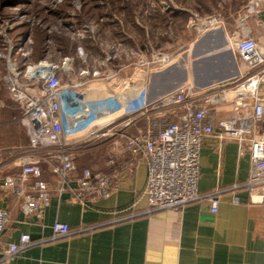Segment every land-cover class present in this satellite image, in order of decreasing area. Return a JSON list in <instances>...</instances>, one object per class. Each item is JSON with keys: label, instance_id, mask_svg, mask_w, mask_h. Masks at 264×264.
I'll return each instance as SVG.
<instances>
[{"label": "crops", "instance_id": "1", "mask_svg": "<svg viewBox=\"0 0 264 264\" xmlns=\"http://www.w3.org/2000/svg\"><path fill=\"white\" fill-rule=\"evenodd\" d=\"M236 2L237 8L230 11L229 17L222 19L224 24L220 28L223 29L197 31L192 38V31L186 24L188 19H184L183 25L187 28L183 32L184 56L187 57L181 65L171 66V73L177 70L181 81L192 82L199 87L246 73L240 57L233 50V43L250 37L264 49V1L259 11L245 21L240 16L244 2ZM176 11L179 12L177 15ZM180 17L186 18V11H171L172 21ZM81 32H78L79 36ZM92 33L96 39L97 34ZM217 34L221 38L219 41L216 40ZM122 39L121 32L119 38L103 42L99 50L85 51L79 47L77 55L54 63L61 66L58 67L63 70L65 83L74 87L96 112L99 126L123 121L127 106L142 98L145 90L149 92L153 79L143 70L128 71L123 62H113L108 54L109 47L119 40L123 42ZM23 49L20 47L9 57L18 71H24L31 65L26 61L30 51L22 53ZM221 50L228 57L216 59ZM84 53L83 59L81 55ZM101 61L107 63L106 68L109 69L110 82L104 84L99 82L102 80L89 77L92 64ZM224 62L230 65L227 70L217 66ZM114 68H119V71H112ZM1 69L3 74L11 75L7 61ZM60 69L56 71L58 77ZM2 83L0 183L5 177L20 173L25 162L39 161L41 178L48 183L51 193L50 203L41 217L37 213L27 216L20 200L0 187V209L11 211V221L2 234V241L18 244L22 234L30 235L33 240L28 250L9 258L4 264H264V204L252 203L248 193L239 194V204L233 203L229 195L224 196L217 213H212L209 205L198 203L147 213L148 199L144 191L148 167L145 161L140 160L132 173L122 172L117 190L109 197L82 202L73 199L72 193L60 194L57 191L58 177L52 171L60 163L58 148L32 146L27 129L18 122L19 106L9 95L8 82L3 78ZM144 126L145 122L139 121L126 133L137 134ZM90 132L74 136L76 141L72 137H64L67 149L77 155L80 173L90 168L93 172L110 174L120 168L112 165L111 159L121 163L133 161L125 153L124 137L89 138ZM200 172L198 187L201 192L230 185L249 176V156L239 157V145L234 140L220 142L216 137L205 138ZM72 186L77 187V184L72 182ZM56 222L67 224L70 234L54 239L52 231Z\"/></svg>", "mask_w": 264, "mask_h": 264}, {"label": "built area", "instance_id": "2", "mask_svg": "<svg viewBox=\"0 0 264 264\" xmlns=\"http://www.w3.org/2000/svg\"><path fill=\"white\" fill-rule=\"evenodd\" d=\"M263 1L249 0L240 13L241 20L259 11ZM196 18H191V23H196ZM198 21V32L224 24L218 18ZM233 50L240 57L245 74L207 87L186 82L154 100H148L145 90L142 98L127 106L123 121L106 126H99L91 107L74 87L62 84L56 72L59 67L45 61L27 66L24 72L8 62L9 95L19 106L18 122L27 129L32 146L58 148L60 163L52 171L58 177L60 194L72 193L73 199L82 202L109 197L117 190L122 172L132 173L143 160L148 167L144 191L147 213L197 203L207 204L212 213H217L224 196L229 195L233 203L239 204L242 192L248 193L252 203L264 204V49L253 38L243 37L233 43ZM169 61V57L158 53L153 60L165 66ZM139 121L145 122L143 129L133 135L126 133ZM88 131H91L89 138L124 137L125 153L133 161L121 163L111 159L110 163L120 168L110 174L93 172L90 168L80 173L77 155L67 149L64 137ZM210 137L220 142L236 141L239 157L249 156L250 174L230 185L201 192L198 187L201 150L204 139ZM41 176L39 161H28L20 173L5 177L0 187L20 200L27 216L37 213L41 217L51 195L50 186ZM10 221L11 211L0 209V264L21 255L33 244L28 234H22L18 244L4 243L2 234ZM52 232L54 239H59L68 236L71 230L67 224L56 222Z\"/></svg>", "mask_w": 264, "mask_h": 264}, {"label": "rangeland", "instance_id": "3", "mask_svg": "<svg viewBox=\"0 0 264 264\" xmlns=\"http://www.w3.org/2000/svg\"><path fill=\"white\" fill-rule=\"evenodd\" d=\"M39 1L43 4L53 2V0H39ZM101 1L108 2L107 0H101ZM135 1L139 3L137 9H135V12L132 14L133 21L136 22V24L132 23V25L128 26L126 24V19L121 15L114 16L111 18V20H113L118 24V27H116V29L117 31L122 32L124 38L122 39L123 42L119 40L118 43L112 44V46L109 47L111 48V50H108V54H110L109 56L113 58V62L115 64L117 63V61L123 62L122 65H124L128 71L135 70L137 68L145 71L146 73H148V75L150 74L151 76H153L151 85L148 89L149 92L147 91L148 100L157 99L160 96H163L171 92L172 90H175L184 83V81H181L180 78L181 75L179 71L176 70L174 71V73H171V66L181 65L184 62L185 58L187 57L186 55L184 56L186 49L184 47L185 38L183 37L184 36L183 32L187 30V28H184L183 25L185 24L184 19H188L186 24L189 27V29L192 31V36H193L192 38H195V36L198 33L197 32L198 31L197 28L199 24L198 20L211 19V18H218L222 20L223 18H225V16L229 17L230 11L233 10L234 8H237L236 5L238 4L236 0L234 1L231 0H135ZM248 1L249 0H243L244 6L246 5V3H248ZM74 5L77 10H80L82 7L79 0H75ZM146 8L147 11H145ZM23 9L25 8L22 7V8L13 9L12 14H14V17L12 19L7 21H0V38H2L8 44L7 48L3 47V50L2 48L0 49V86L3 85L2 83L3 78L5 81H8V78H10V74L8 73L3 74L1 66L3 65L5 66V61L12 63L13 66L15 65V62H13L12 60L11 62L9 61L10 54L12 55L13 47L11 41L9 40L8 30L10 31V29H12L14 26L23 23L24 21L22 16L23 14L22 12H24ZM173 9H177L182 13L186 11L187 17L186 18L180 17L173 21L171 20V15L169 16V18H166L165 14H168V12L173 11ZM142 13H144L145 19L151 20L153 18L152 20L154 22V25H152L151 23L152 27L150 25H147V23L143 21ZM195 16H197L196 18L197 22L191 23V18ZM92 21L93 22L83 21V23L81 24V29H85V30H83L84 33L81 32L82 35L80 34L79 36V33L74 34L73 32L72 35L75 38V40H78L85 35L88 36L93 34L92 31L98 34L102 30L100 23H97L94 20ZM56 23L58 28H60L59 26L60 24L58 22ZM56 23L55 24L49 23V25L53 26L51 27L53 30L56 28ZM73 23H77V18H73ZM134 25L138 29L140 30L142 29L143 34L135 30V28H133ZM69 29L72 28L70 27ZM220 39H221L220 35L217 34L216 40L219 41ZM30 44L31 41H27L25 44H23L21 46V49L22 48L25 49H23L21 52L22 53L26 52V50L30 51L31 50ZM219 45L221 46L222 44L220 43ZM224 45H228V44L225 43ZM156 53L160 54L161 57L162 56L169 57L170 59L169 65L165 66L160 62H156V63L153 62ZM226 55L227 54L222 52L221 50L219 51V54H217L216 59L222 57H228V55L227 56ZM81 56L84 59L86 55L84 53V55ZM171 58L173 59L172 64H171ZM227 63L226 62L218 63L217 66L220 68H225L224 70H227L228 66L230 67V65H228ZM52 64L54 65V63ZM92 65L93 66L90 67L89 69L90 78L102 80L99 82L100 83L103 82V84L110 82L108 81L110 80V78L108 74L109 69L106 68L108 67L107 63L105 64H103V62L93 63ZM13 66H10L11 69ZM29 66H35V65H29ZM114 69L112 71L114 72L119 71V68H114ZM24 71L22 70V72ZM62 74H63V70L61 68L59 71V75H60L59 77L62 81V84L65 86H70L68 83H65L64 79H62L63 77ZM79 96L82 98L81 95ZM94 113L96 114L95 111ZM71 139H74V141H76L75 137H72Z\"/></svg>", "mask_w": 264, "mask_h": 264}, {"label": "trees", "instance_id": "4", "mask_svg": "<svg viewBox=\"0 0 264 264\" xmlns=\"http://www.w3.org/2000/svg\"><path fill=\"white\" fill-rule=\"evenodd\" d=\"M79 1L82 5L80 10L76 9L75 0H53V2L47 4H43L39 0H0V21L12 19L14 17V14H12L13 9L25 8L22 12L23 23L14 26L10 31L8 30L13 54L27 41H31L30 56L26 59L27 62L31 65H36L42 61L56 63L64 57L77 55L79 47H83L85 51L90 49L99 50L103 42L119 38L121 32L116 29L118 24L111 20L114 16L121 15L124 17L128 26L132 23L136 24L133 21L132 14L139 3L135 0ZM145 11H147V8ZM177 13L179 12L176 11L175 15ZM170 15L171 12H168L165 17L169 18ZM142 16L147 25L151 27L154 25L153 18L151 20L145 19L144 13H142ZM73 18H77V23H73ZM92 20L100 23L102 27V30L97 34V38L94 39L92 35H85L86 38L75 40L72 35L73 32L75 34L85 30L81 29L83 21L93 22ZM56 22L60 24V28H58ZM49 23H56V28L53 30L51 28L53 26ZM70 27L72 29H69ZM133 28L143 34L142 29H138L135 25ZM3 47L7 48L8 44L0 38V49L3 50Z\"/></svg>", "mask_w": 264, "mask_h": 264}, {"label": "bare ground", "instance_id": "5", "mask_svg": "<svg viewBox=\"0 0 264 264\" xmlns=\"http://www.w3.org/2000/svg\"><path fill=\"white\" fill-rule=\"evenodd\" d=\"M44 70H46V69H44Z\"/></svg>", "mask_w": 264, "mask_h": 264}]
</instances>
